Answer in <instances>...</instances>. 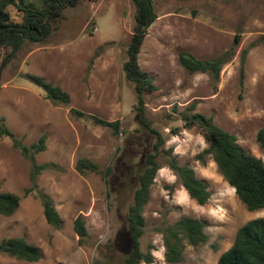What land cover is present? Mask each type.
<instances>
[{"label": "rangeland", "instance_id": "obj_1", "mask_svg": "<svg viewBox=\"0 0 264 264\" xmlns=\"http://www.w3.org/2000/svg\"><path fill=\"white\" fill-rule=\"evenodd\" d=\"M30 1L37 7L42 3ZM135 10L132 0H81L63 8L43 40H25L12 53L10 47H0V117L24 144L46 135L45 149L35 159L48 166L37 184L51 196L63 222L53 228L45 221L31 187L29 160L13 147L12 138L0 137V189L20 196L12 215L0 214V239L23 237L41 250L36 261L0 252V264H119L128 251L126 211L144 155L155 142L138 122L134 85L122 70ZM153 10L156 18L146 29L138 63L156 85L143 96L145 114L161 131L164 144L139 238L140 248L150 250L153 260L139 264H216L238 228L264 217V208L247 210L212 158L206 155L204 163L196 159L206 142L196 128H183L177 113L194 102L193 111L211 116L264 162L255 139L264 123V0H153ZM9 11L19 19L14 8ZM180 52L221 60L219 79L206 72L189 73L178 61ZM26 73L60 86L70 101L52 103ZM70 108L119 119L120 131L114 134L86 116L73 115ZM169 148L179 164L193 168L207 183L210 196L204 204L189 197L166 165ZM79 157L95 162L97 169L79 173L74 167ZM77 215L87 230L81 242L72 228ZM181 216L202 220L208 238L204 244L187 245L180 261L167 262L162 228Z\"/></svg>", "mask_w": 264, "mask_h": 264}, {"label": "trees", "instance_id": "obj_2", "mask_svg": "<svg viewBox=\"0 0 264 264\" xmlns=\"http://www.w3.org/2000/svg\"><path fill=\"white\" fill-rule=\"evenodd\" d=\"M81 0H42L41 6L30 0H0V47H10V53L27 40L36 42L43 40L51 31V22L61 17L63 8L75 6ZM135 5L134 24L126 46V58L122 63V70L127 80L133 83L138 122L148 132L155 136L153 149L144 155L143 165L137 175V186L133 191L132 200L126 211V222L129 230V249L123 255L119 264L151 263L153 255L150 250L140 248L139 238L144 231L143 209L148 201L150 187L158 169L160 152L164 144V137L159 129L154 127L145 114L144 94L156 90V85L149 73L143 70L138 63V53L143 42L148 25L156 18L153 10V0H132ZM14 8L19 19L11 17L9 8ZM246 50L241 53L240 76L243 75V66ZM179 63L189 72H206L214 80L219 79L221 60H201L180 52ZM2 63H0L1 69ZM26 78L38 85L47 99L54 104H67L70 101L69 93L42 76L26 73ZM242 83V79H240ZM194 102L184 110L178 112L182 127L196 128L203 136L206 147L196 154V159L205 162L208 155L215 162L225 181L234 188L235 194L249 211L264 208V162L260 157L252 155L243 149L237 142L234 134L217 126L211 116L193 111ZM75 116H86L95 124L109 127L114 134L120 131L119 119L106 120L95 114H86L76 108H70ZM177 127L172 128L176 131ZM12 138L13 147L30 162L29 179L32 189L42 206L45 221L53 228L62 226V219L54 206L51 196L38 188L37 177L48 164L38 163L35 155L45 149L46 135L42 134L37 141L24 144L14 137L0 117V137ZM255 139L264 156V123L256 131ZM166 151L170 157L166 165L173 171L189 197L198 204H204L210 191L207 183L195 175L193 168L187 164H179L172 150ZM76 171L84 173L86 170H96L97 164L86 157H79L74 165ZM107 169L104 173H107ZM30 188H25V192ZM20 196L11 191L0 189V214L12 215L19 206ZM72 228L81 242L87 236L84 220L77 215L72 221ZM164 256L167 262H178L182 259L187 245L204 244L208 235L204 231V222L198 218L181 216L174 222L162 228ZM0 252L26 261H36L41 257V250L28 243L23 237H6L0 239ZM93 264H99L95 261ZM216 264H264V217H256L241 225L232 245L223 251Z\"/></svg>", "mask_w": 264, "mask_h": 264}]
</instances>
